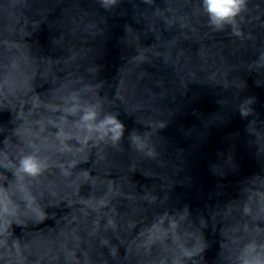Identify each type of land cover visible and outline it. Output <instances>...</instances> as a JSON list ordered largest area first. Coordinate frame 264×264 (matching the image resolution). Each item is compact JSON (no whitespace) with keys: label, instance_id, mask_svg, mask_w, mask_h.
I'll return each mask as SVG.
<instances>
[{"label":"clouds","instance_id":"obj_1","mask_svg":"<svg viewBox=\"0 0 264 264\" xmlns=\"http://www.w3.org/2000/svg\"><path fill=\"white\" fill-rule=\"evenodd\" d=\"M125 16L108 79L110 19ZM249 77L264 88V0H0V264H264V114ZM193 87L219 110L186 136L245 121L196 210L173 197L191 178L162 135ZM239 142L259 167L229 193Z\"/></svg>","mask_w":264,"mask_h":264}]
</instances>
